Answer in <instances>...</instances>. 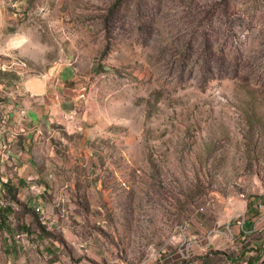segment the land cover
I'll use <instances>...</instances> for the list:
<instances>
[{
    "label": "rangeland",
    "instance_id": "374dc122",
    "mask_svg": "<svg viewBox=\"0 0 264 264\" xmlns=\"http://www.w3.org/2000/svg\"><path fill=\"white\" fill-rule=\"evenodd\" d=\"M60 63L31 151L106 238L91 264H264V0H0V114Z\"/></svg>",
    "mask_w": 264,
    "mask_h": 264
},
{
    "label": "crops",
    "instance_id": "0c3cea01",
    "mask_svg": "<svg viewBox=\"0 0 264 264\" xmlns=\"http://www.w3.org/2000/svg\"><path fill=\"white\" fill-rule=\"evenodd\" d=\"M58 66L26 77L16 104L10 101L5 115L0 114V264H91L111 258L108 243L101 242L106 238L88 226L89 215L75 207L63 190L54 188L50 179L39 184L42 173L31 148L63 110L61 96L74 79L68 65ZM14 223L36 247L10 240L8 231H14Z\"/></svg>",
    "mask_w": 264,
    "mask_h": 264
},
{
    "label": "trees",
    "instance_id": "16d2710c",
    "mask_svg": "<svg viewBox=\"0 0 264 264\" xmlns=\"http://www.w3.org/2000/svg\"><path fill=\"white\" fill-rule=\"evenodd\" d=\"M250 218H249V220H247V222H250ZM254 257V259L253 260H249V259H247L246 260V264H256L259 260H260V256H253Z\"/></svg>",
    "mask_w": 264,
    "mask_h": 264
}]
</instances>
